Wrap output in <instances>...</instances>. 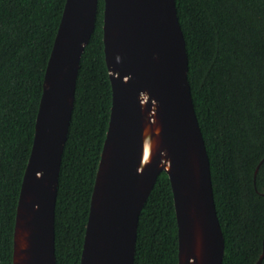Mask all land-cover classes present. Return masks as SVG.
Masks as SVG:
<instances>
[{
    "label": "trees",
    "instance_id": "16d2710c",
    "mask_svg": "<svg viewBox=\"0 0 264 264\" xmlns=\"http://www.w3.org/2000/svg\"><path fill=\"white\" fill-rule=\"evenodd\" d=\"M65 5L66 0H0V264H13L20 191ZM176 7L225 239L223 264H257L264 253V0H176ZM104 9L105 0H99L62 157L56 264H81L109 128ZM178 248L173 191L162 173L140 215L135 264H178Z\"/></svg>",
    "mask_w": 264,
    "mask_h": 264
},
{
    "label": "water",
    "instance_id": "95a60500",
    "mask_svg": "<svg viewBox=\"0 0 264 264\" xmlns=\"http://www.w3.org/2000/svg\"><path fill=\"white\" fill-rule=\"evenodd\" d=\"M98 7L99 0H66L20 191L13 264H56L62 157ZM103 31L112 108L81 264H135L140 215L162 173L174 196L178 264H223L225 239L176 0H105Z\"/></svg>",
    "mask_w": 264,
    "mask_h": 264
}]
</instances>
